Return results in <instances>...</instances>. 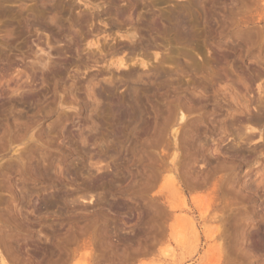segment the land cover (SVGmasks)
I'll return each mask as SVG.
<instances>
[{"label": "rangeland", "instance_id": "rangeland-1", "mask_svg": "<svg viewBox=\"0 0 264 264\" xmlns=\"http://www.w3.org/2000/svg\"><path fill=\"white\" fill-rule=\"evenodd\" d=\"M0 264H264V0H0Z\"/></svg>", "mask_w": 264, "mask_h": 264}, {"label": "bare ground", "instance_id": "bare-ground-1", "mask_svg": "<svg viewBox=\"0 0 264 264\" xmlns=\"http://www.w3.org/2000/svg\"><path fill=\"white\" fill-rule=\"evenodd\" d=\"M126 63H124L123 65H125ZM193 227V226H192ZM194 228V227H193Z\"/></svg>", "mask_w": 264, "mask_h": 264}]
</instances>
